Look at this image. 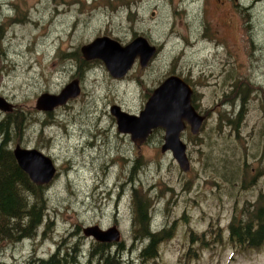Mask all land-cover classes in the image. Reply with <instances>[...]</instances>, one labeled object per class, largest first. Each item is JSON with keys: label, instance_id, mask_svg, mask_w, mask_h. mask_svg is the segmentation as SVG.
<instances>
[{"label": "rangeland", "instance_id": "obj_1", "mask_svg": "<svg viewBox=\"0 0 264 264\" xmlns=\"http://www.w3.org/2000/svg\"><path fill=\"white\" fill-rule=\"evenodd\" d=\"M239 1L234 28L226 29L219 0H0V95L26 121L10 148L38 149L57 169L37 237L1 244L0 264L47 259L61 246L83 247L79 264H91L94 241L82 229L93 225L117 226L121 239L112 251L133 264H264V243L235 246L227 225L264 191V0ZM104 35L122 44L143 35L161 51L145 68L136 60L123 78H113L100 60L77 74L73 52ZM170 74L187 80L192 104L206 114L196 138L189 128L181 135L186 172L161 151L163 129L137 146L110 114L115 104L138 115ZM74 78L77 98L51 112L35 108L41 93H58ZM244 93L252 99L234 128L224 116L236 105L239 111ZM12 112L0 111V120ZM236 169L241 178L226 181ZM140 188L152 204V230L168 231L149 261L140 258L147 243L134 241L131 224V196Z\"/></svg>", "mask_w": 264, "mask_h": 264}, {"label": "water", "instance_id": "obj_2", "mask_svg": "<svg viewBox=\"0 0 264 264\" xmlns=\"http://www.w3.org/2000/svg\"><path fill=\"white\" fill-rule=\"evenodd\" d=\"M84 60H100L108 73L116 79L124 77L131 70L135 60L145 68L156 55L157 47L145 36L138 35L126 44L110 36H97L80 47ZM81 86L74 78L58 93L43 92L36 101L38 111L48 112L66 105L69 100L79 96ZM192 88L179 75L170 74L156 86L144 103L138 115L123 111L118 105L110 106V114L115 118L119 132L130 135L137 145L143 144L153 130H164L161 151L170 152L179 168L186 172L190 168L187 156V145L180 135L189 126L193 135L199 133L205 116L199 114L192 105ZM14 105L0 95V111L12 112ZM19 167L38 186L49 184L56 175L52 158L35 148L22 147L16 144L12 149ZM86 238L98 243H118L120 233L117 227L102 229L98 225L82 229Z\"/></svg>", "mask_w": 264, "mask_h": 264}, {"label": "trees", "instance_id": "obj_3", "mask_svg": "<svg viewBox=\"0 0 264 264\" xmlns=\"http://www.w3.org/2000/svg\"><path fill=\"white\" fill-rule=\"evenodd\" d=\"M77 59V74H81L83 68L88 66L79 51L73 52ZM72 53V54H73ZM70 55V54H66ZM250 94L244 93L240 98V109L236 113L237 106L231 109V117L224 116L227 124L239 126L243 121L244 108L249 103ZM26 127L23 114L8 113L0 120V245L3 243L17 244L25 240H34L37 237L38 229L46 221L48 209V197L46 186L35 185L29 176L19 167L14 158L10 143L19 141ZM192 138H196L191 133ZM231 140V138H229ZM262 170L264 171V141L262 143ZM245 160L243 159V162ZM242 167V165H241ZM237 170V169H236ZM247 169L245 168V173ZM242 174V173H241ZM239 171H236L234 179L225 177L226 181L237 180ZM243 178V177H242ZM140 188L132 192V205L134 217L132 230L134 241H147L140 252L143 261L153 260L157 257V248L166 236L165 229L152 232L150 227L152 204L145 193L140 195ZM254 204V205H253ZM251 215L244 221H233L230 224L231 243L246 249L260 248L264 243V191L259 193L253 203ZM67 245V244H65ZM59 247L54 254L47 259L31 258L24 264H79L83 255V247ZM118 252L113 253L106 244L93 243L88 250V262L91 264H133L122 262Z\"/></svg>", "mask_w": 264, "mask_h": 264}, {"label": "flooded vegetation", "instance_id": "obj_4", "mask_svg": "<svg viewBox=\"0 0 264 264\" xmlns=\"http://www.w3.org/2000/svg\"><path fill=\"white\" fill-rule=\"evenodd\" d=\"M220 1V5H219V11L220 12H223L225 15H226V17H225V21L223 22V23H221V26H223L224 28H226V29H231L232 27L234 28V25H233V20L231 19V17H235L236 15H235V10H236V8L235 7H237V9L239 10V5H240V1L239 0H232V3L230 2V0H219ZM3 4V3H2ZM1 3H0V9L2 8L1 7V5H2ZM4 4H6L5 2H4ZM4 8H7V6H5L4 5ZM220 26V27H221ZM0 29H2V26H1V24H0ZM204 30H206L205 28H203L202 30H201V35H204ZM156 45V44H155ZM156 47H157V53H156V55L161 51V47L160 46H158V45H156ZM216 53H218V51L216 52ZM233 56V55H232ZM227 66L228 65H225L223 68H222V70H220L221 72H225L226 71V69H227ZM231 66V65H230ZM233 67L235 66L234 64L232 65ZM79 77V76H78ZM164 79V78H163ZM185 80V79H184ZM186 82H187V80H185ZM230 83H231V81H230ZM194 88V87H193ZM192 102H193V98H192ZM194 106V108H195V105H193ZM58 108V107H57ZM56 109V108H55ZM54 109V110H55ZM196 109V108H195ZM54 110H52V111H54ZM51 112V111H50ZM198 113H200L199 111H198ZM200 114H202V113H200ZM203 116H205V120H206V114H202ZM204 120V121H205ZM189 128V126H186V129L182 132V133H184L187 129ZM182 133H181V135H182ZM251 209H250V208ZM133 210H132V222H131V224H132V227H133V224L135 225L136 223L135 222H133V217H134V210H135V208H132ZM253 209V206L252 205H249L248 207H246V209L244 210V216L243 215H238V214H233V215H231L230 216V219H229V221H228V223H227V225H228V230H229V227H230V224H231V222H233V221H238V222H240V221H244V220H247L248 218H249V215H251V210ZM151 222H152V220H150V225H151ZM115 225H112V226H110V227H114ZM109 227V228H110ZM115 227H117V226H115ZM118 228V227H117ZM119 230V229H118ZM120 232V231H119ZM229 233H230V230H229ZM229 237H230V235H229ZM120 239H121V233H120ZM230 241H231V238L229 239ZM144 243H146L145 241H142V242H140V244H144ZM117 244H120V241L118 242V243H106V245H108L110 248H111V250H112V247H111V245H117ZM147 245V244H146ZM145 245V246H146ZM235 246H237L236 244H234ZM119 246H121L122 247V245H119ZM118 246V247H119ZM137 246H138V244H137ZM117 247V248H118ZM239 247V246H238ZM144 248V247H143ZM142 248V249H143ZM113 252V251H112ZM116 252H118V251H115V252H113V253H116ZM119 253V252H118ZM122 262H124L123 260H121Z\"/></svg>", "mask_w": 264, "mask_h": 264}, {"label": "bare ground", "instance_id": "obj_5", "mask_svg": "<svg viewBox=\"0 0 264 264\" xmlns=\"http://www.w3.org/2000/svg\"><path fill=\"white\" fill-rule=\"evenodd\" d=\"M192 92H193V90H192ZM199 132H200V131H199ZM198 134H199V133H198ZM198 134H196L195 136H197ZM150 136H151V135L148 136V138H147L146 141H148V139H149ZM180 137H181V135H180ZM146 141H145V142H146ZM145 142H144V143H145ZM150 227H151V225H150ZM151 230H152V228H151ZM158 231H160V230H158ZM158 231H153V230H152V232H158ZM145 242L147 243V241H145ZM132 252H133V251H132Z\"/></svg>", "mask_w": 264, "mask_h": 264}]
</instances>
